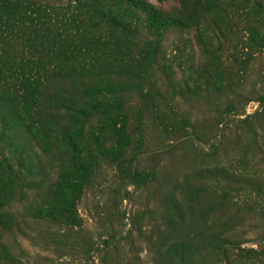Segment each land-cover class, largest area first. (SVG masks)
Here are the masks:
<instances>
[{
    "label": "trees",
    "instance_id": "obj_1",
    "mask_svg": "<svg viewBox=\"0 0 264 264\" xmlns=\"http://www.w3.org/2000/svg\"><path fill=\"white\" fill-rule=\"evenodd\" d=\"M172 1L180 3L174 12L146 0H0V264H29L21 243H34L40 225L61 234L80 229V204L111 181L121 221L111 238L118 246L108 238L102 257L98 251L102 264L127 249L138 261L147 250V264L263 263L264 232L247 241L233 220L212 217L229 201L242 210L228 171L192 166L182 175L162 161L147 168L141 162L182 148L191 163L198 145L206 152L219 146L232 129L229 118L240 125L253 118L241 119L251 101L241 105L243 93L226 91L208 52L224 37L216 15L234 9L247 12L250 43L264 50V0ZM179 32H194L208 55L198 63L188 49L180 73L172 64L180 45L165 52L168 36ZM224 94L218 108L204 111L206 123L180 106H208ZM214 132L219 139L208 145ZM140 188L164 193L151 206L155 225L134 253L137 217L122 208ZM124 220L131 222L125 232Z\"/></svg>",
    "mask_w": 264,
    "mask_h": 264
},
{
    "label": "rangeland",
    "instance_id": "obj_2",
    "mask_svg": "<svg viewBox=\"0 0 264 264\" xmlns=\"http://www.w3.org/2000/svg\"><path fill=\"white\" fill-rule=\"evenodd\" d=\"M146 1L153 7L168 12H174L180 8V3L177 1ZM193 8L196 9V7ZM216 16L220 20V31L224 37L219 44H213L208 52V54L213 52L211 61L214 71H219V74L223 76L222 86L226 87V91L245 95L240 100L241 105L246 99L251 101L243 106L244 116L241 119L253 118L247 125L236 124L238 123L236 118H229L232 129L222 133L223 138H221L219 146L214 148L213 152H206V149L203 148L205 151H202L198 145L192 154L195 156L191 163L186 161L191 152L186 153L180 148L176 153H166L155 160L150 161V158H144L141 166L152 167L162 161L168 167L182 172V175L190 173L192 166L195 167L194 169L213 166L228 171L230 179L233 180L231 187L235 190L231 197L243 201L242 210H237L229 201L222 208L215 210L212 217L214 221L233 220L237 225H240L239 235L247 238V241H253L256 239L257 232H260L258 234L264 232V113L259 114L264 103L261 105V100L256 96L258 92L264 95V50L258 45L253 47L250 43L246 11L234 9L228 16ZM179 45L182 51L178 55V59L172 63L178 67V73L183 68L187 69L185 63L188 59V49L194 50L198 63H205V60L208 59V55L204 54V49L195 39L194 32L170 34L166 41V54L168 55ZM228 79L230 80L227 82ZM226 95H213L208 106L199 101H188L180 106L192 118L197 119L200 123H206L208 121H206L204 111L207 107L211 110L218 108L224 102L223 99ZM132 99L135 97L133 96ZM207 125H211L210 121ZM216 139H219L218 133L214 132L205 142L212 145L210 141ZM208 145L207 147H209ZM102 186L100 189L90 190L80 204L79 211L83 219V226L80 229L61 234L52 225L43 224L36 227L37 239L34 243H27L23 240L25 243H21V252L24 251L27 263L102 264L99 259L97 260L98 251H101L99 257H102L101 247L105 246L103 242L108 238L109 246H118L117 241H114L116 238L113 240L111 238L115 237L114 233L120 230L121 221V217L118 215L120 209L118 195L117 197L115 195L116 184L111 181L108 184L103 183ZM132 193L131 201L124 204L122 212L126 213L127 211L129 213L127 217L130 219L137 217L135 223L137 233L134 234V247L131 248L135 253V251L143 249V242L147 237L144 235L147 226L155 225L156 216L152 213L151 206L157 201L161 202L160 198L164 189H156L155 192L148 188H140L136 191L132 190ZM123 223L124 232L131 228L127 227V224L131 222L124 220ZM257 225L260 227L255 229L254 227ZM151 234L152 236L156 235L155 232ZM245 247L254 248L251 244H247ZM128 252V249L120 252L117 250L106 261L108 264H147L145 258L147 250L141 252L139 261L129 254L127 255ZM261 264H264V260Z\"/></svg>",
    "mask_w": 264,
    "mask_h": 264
}]
</instances>
